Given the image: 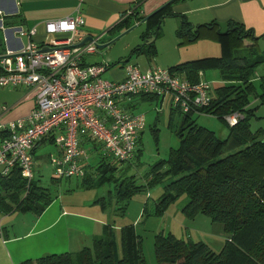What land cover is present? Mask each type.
I'll return each mask as SVG.
<instances>
[{
  "label": "trees",
  "instance_id": "obj_1",
  "mask_svg": "<svg viewBox=\"0 0 264 264\" xmlns=\"http://www.w3.org/2000/svg\"><path fill=\"white\" fill-rule=\"evenodd\" d=\"M138 1V0H137ZM170 0L148 15H139L134 5L117 27L129 28L133 22L144 21L146 29L140 34L142 43L131 53H144L153 57L156 53L152 41L145 40L147 32L156 35L162 19L168 15L178 18L174 35L179 44L205 39L219 45V55L184 61L168 67L183 74L193 82L198 70H216L220 84L211 93L209 104L195 111L180 114L174 133L178 146L168 151L165 160L150 166L144 174V183L137 185L135 178L127 174L128 167L138 156V146L133 161H108L103 154L93 167L84 166V174L78 178L76 187L88 189L110 184L106 192L95 198L93 204L104 210L124 213L129 198L136 192L168 181L153 202L154 215H159L171 202L181 195L186 197L181 212L186 217L197 213L205 215L210 222L219 223L227 234L221 248L214 252L202 241L183 240L172 234H157L153 239L156 264H264V137L260 130L251 131L249 119L253 108L248 106V96L254 93L252 78L259 66L264 67V50L258 49L257 37L242 24L214 20L193 25L182 15L170 12ZM260 105H264V72L257 74ZM141 98H158L141 94ZM193 112L209 114L222 122L227 133L218 138L214 132L198 125L190 118ZM236 114V121L229 125L225 117ZM170 123V119H169ZM3 132L0 131V136ZM119 163L126 164L118 168ZM165 166V168H163ZM119 170V175L115 173ZM68 179V178H63ZM57 182L58 178H52ZM53 200L47 188L37 179L20 175L16 165L5 175H0V214L25 212L39 215ZM140 238L133 225L118 229V242L112 225L104 223L100 231L91 237L90 246H82L75 252L45 254L27 258L17 264H144Z\"/></svg>",
  "mask_w": 264,
  "mask_h": 264
},
{
  "label": "built area",
  "instance_id": "obj_2",
  "mask_svg": "<svg viewBox=\"0 0 264 264\" xmlns=\"http://www.w3.org/2000/svg\"><path fill=\"white\" fill-rule=\"evenodd\" d=\"M0 12V31L5 44L0 56V87L23 86L33 92L34 105L23 118L9 121L0 136V175L16 165L23 178L32 173V146L49 138L58 154L49 155L54 178H80L87 155L83 141L100 145L102 154L118 162L133 160L143 115L125 110V98L141 94L169 96L170 107L182 113L209 104L211 86L198 78L189 81L168 68L140 71L126 64L120 80L104 79L107 66L88 63L102 34L90 35L79 44L83 18L77 11L43 22V39L31 38L35 28L5 27ZM27 37L22 43L21 37ZM256 75V74H255ZM257 76V75H256ZM237 115L225 117L227 124Z\"/></svg>",
  "mask_w": 264,
  "mask_h": 264
},
{
  "label": "rangeland",
  "instance_id": "obj_3",
  "mask_svg": "<svg viewBox=\"0 0 264 264\" xmlns=\"http://www.w3.org/2000/svg\"><path fill=\"white\" fill-rule=\"evenodd\" d=\"M174 22H176V19H164L159 24L158 31H156L158 37L154 34L151 36L156 49L154 58L129 54L131 47L142 43L139 39L142 25L131 24L127 30L123 29L120 32H113L102 36L98 45H106L97 48L94 54L89 55L88 62L115 64L127 58L128 63L137 65L143 71L146 68H166L179 61H185L182 59H187V57L190 59V57L200 55L212 57L219 55V45L213 41L198 43L201 41L197 40L198 42L179 44L173 34ZM0 36L2 39L3 34L1 31ZM200 44L208 45L200 46ZM210 46L214 47V51L211 50ZM109 70H106L101 76L104 79L112 80L109 77ZM263 72V66H259L256 69V74ZM203 79L210 83L211 93L213 88L220 84L216 70H206ZM257 82L258 80L255 75L252 78L255 91L248 96L247 107H254L253 115L249 119V128L253 132L260 130L261 135L264 137V105H260L255 96L259 91ZM159 98L138 99V101H135L134 108H131L133 113L143 115L144 124L138 137V156L134 161L131 160L133 164L127 170V174L134 176L137 185L144 183V174L150 166L157 161L165 160L169 149L178 146V137L174 131L178 126L180 114L177 111L170 112L169 96H165L162 100ZM190 118L198 125L212 130L218 138L222 139L226 136V126L214 116L193 112L190 114ZM90 146L89 144V146L85 147V152L87 163L93 167L97 161V157L102 155V150L101 147H98L95 150L89 151ZM55 151V146L48 141L35 149L34 156L32 157V173L34 178L37 179L40 186L48 189L53 199L61 198V201L65 205H72L77 211H88L89 207L86 203L92 204L94 199L103 195L111 185L106 183L88 189H81L76 187V183L79 181L78 178L60 179L54 182L52 180L54 175L49 163V155H55ZM108 161H112V158L108 157ZM125 165L124 163H119L118 168H123ZM119 173V170H117L115 175L117 176ZM167 181L168 179H164L161 183L134 193L129 198L124 213L121 214L115 211V207L112 205L104 210L100 209L102 213L98 217L104 219L105 223L112 225L116 242H118V229L122 225H133L136 234L140 238V249L144 264H156L153 252V239L154 235L157 234H172L174 237L183 240L202 241L211 250L217 252L221 248L227 234L219 223L210 222L201 213H197L193 217H186L181 212V207L186 202L184 195L176 198L159 215L152 213L153 202L159 197L162 192V185ZM30 216L29 214H25V219L31 218ZM10 218H14L17 225L21 226L19 224L20 214H13ZM2 232L9 234L11 227L8 226ZM90 243L91 241L89 240L83 245L90 246Z\"/></svg>",
  "mask_w": 264,
  "mask_h": 264
},
{
  "label": "crops",
  "instance_id": "obj_4",
  "mask_svg": "<svg viewBox=\"0 0 264 264\" xmlns=\"http://www.w3.org/2000/svg\"><path fill=\"white\" fill-rule=\"evenodd\" d=\"M168 1L170 0H0V12L2 13L3 24L7 28L15 26L34 27L35 34L31 39L36 43H40L43 39L42 25L47 20L73 16L78 11L83 18V25L80 28L83 34L82 38L86 35L102 34V36H105L125 29L124 27H117L116 24L123 19V13H127L134 5H138L136 9L139 15H148ZM169 10L175 15L184 16L193 25L207 23L212 20L220 24H224L226 21L242 24L244 27L251 29L257 37L256 45L258 49L264 50V0H176L171 3ZM168 18L176 19L174 34L179 20L175 16L168 15L162 21ZM133 24L142 25L139 33V39L141 40L140 34L145 31L146 23L144 21H134ZM151 36L152 32H147L145 40L152 41L154 45ZM2 40L3 37L1 39L0 36V56L5 48L4 40L3 45ZM27 40V37H21L22 43H26ZM198 41V43L212 42L210 40L205 41V39ZM137 45L139 44L130 48L129 54L146 56L140 52L131 53V50ZM206 45L208 44H200V46ZM210 47L214 51V47ZM155 55L146 57L154 58ZM204 57L212 56L200 55L182 60L190 61ZM85 61L88 62V56H86ZM178 63H181V61ZM102 64L107 66L106 70L110 69L109 77L112 80H120L124 76V67L128 62L118 61L115 64ZM173 72L181 78H185L183 74ZM204 77L205 71L198 70L196 72V79ZM164 97L158 98L162 100ZM138 99L142 100L141 96L125 98L122 100L121 106L132 112L131 108H134L135 101H138ZM33 105V92L28 88L23 86L0 87V131L9 121L25 117ZM46 141L51 142L49 138H43L32 146L30 150L32 157L35 149ZM89 144L91 145L89 151L100 147V145L98 146V144L86 140L82 142L84 150ZM55 149V154H58L56 147ZM86 204L89 210L81 212L77 211L72 205H65L61 198H55L36 216L25 212H14L8 215L0 214V264H17L24 259L36 258L45 254L77 251L84 246L85 242L91 241V237L99 233L101 225L106 222L98 217L102 212L96 204ZM13 214H20L19 224L21 228L14 221V218H10ZM25 214L31 215V218L25 219ZM8 226L11 227V232L4 234L2 231Z\"/></svg>",
  "mask_w": 264,
  "mask_h": 264
},
{
  "label": "water",
  "instance_id": "obj_5",
  "mask_svg": "<svg viewBox=\"0 0 264 264\" xmlns=\"http://www.w3.org/2000/svg\"><path fill=\"white\" fill-rule=\"evenodd\" d=\"M90 36L89 35H86V36H84L81 40H80V42H79V44H84V43H87V42H89L90 41ZM104 45H106V44H103V45H96L97 46V48H101V47H103ZM123 62H127V59H124L123 60Z\"/></svg>",
  "mask_w": 264,
  "mask_h": 264
}]
</instances>
